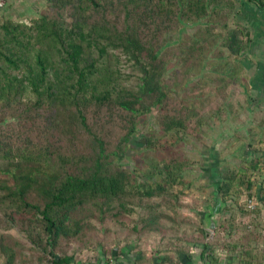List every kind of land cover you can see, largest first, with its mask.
I'll return each mask as SVG.
<instances>
[{
	"label": "trees",
	"instance_id": "trees-1",
	"mask_svg": "<svg viewBox=\"0 0 264 264\" xmlns=\"http://www.w3.org/2000/svg\"><path fill=\"white\" fill-rule=\"evenodd\" d=\"M238 1L48 0L30 21L0 15L3 264L19 263L24 252L35 254V264H71L66 246L88 243L104 223L137 210L135 225L160 230L184 207L172 188L187 182L182 150H171L162 163L164 181L153 171L138 181L137 168L121 162L154 109L164 131L198 132L202 119H188L191 108L177 91L198 85L201 79L185 83L210 52L227 48L238 56L245 48L246 29L231 23ZM203 21L195 35L164 49L183 22ZM213 76L225 98L230 78ZM145 143L159 152L151 134ZM261 163L253 158L223 175L225 202L236 185L251 194L256 181L245 177L261 171Z\"/></svg>",
	"mask_w": 264,
	"mask_h": 264
},
{
	"label": "crops",
	"instance_id": "crops-1",
	"mask_svg": "<svg viewBox=\"0 0 264 264\" xmlns=\"http://www.w3.org/2000/svg\"><path fill=\"white\" fill-rule=\"evenodd\" d=\"M231 23L246 29V46L238 56L227 48H222V55L210 52L209 71L230 78L228 94L224 99L218 96L226 113L218 125L221 133L238 134L240 149L256 151L254 158L262 159L263 169L249 177L256 181V194L249 197L256 208H248V188L240 184L216 215L214 232L200 224L203 218L196 221L203 208H197V215L195 209H179L160 230L103 224L88 243L81 242L71 264H264V0H239Z\"/></svg>",
	"mask_w": 264,
	"mask_h": 264
},
{
	"label": "rangeland",
	"instance_id": "rangeland-1",
	"mask_svg": "<svg viewBox=\"0 0 264 264\" xmlns=\"http://www.w3.org/2000/svg\"><path fill=\"white\" fill-rule=\"evenodd\" d=\"M46 6H48V0H6L4 6H0V15L9 16L16 20L30 21L33 17L39 16L41 10ZM201 25H205V22H183L176 31L168 34L169 39L164 49L181 43L188 35H195ZM208 59L204 61L202 66L196 69L195 73L185 83L187 86L189 83H194L201 79L198 85H192L191 90L180 89L177 91V94L181 95L184 105L191 108L188 119L190 121L192 117L194 119H202L198 132L192 135L180 133L176 137L173 133L164 131L158 120L159 112L157 109H154L140 123L138 134L133 137V141L131 142V152L121 162L131 171L137 168L133 176L138 181L145 180L147 178L145 174L152 171L154 173V180L164 181V178L158 174L162 163L168 157L171 150L175 148L182 150L188 163L184 175L187 182L176 183L172 188L175 192L180 193V199L184 203V207L180 210L188 208L185 212H189V209H195L197 215V208H203L199 210L200 214L197 215L198 220L196 221L203 218L201 212H206L208 205L215 203L214 182L229 171L243 170V165L246 161L253 159L256 154V151L253 150L248 152L240 149L238 134L221 133V127L218 125L223 123L226 116V113H222L223 110L221 111L224 100H220L218 98L219 95L216 93L214 76L209 71L210 64ZM178 64L179 61L174 62L169 71L170 75L173 74ZM224 109H226V105ZM12 119L13 117H6L5 122ZM149 134L152 135L156 146L159 147V152L146 147L145 137ZM253 173L248 172L245 178L253 176ZM249 191L246 194L247 199L256 194L255 188L251 194ZM139 216V211L136 210L135 213L124 218L122 221L111 220L104 224L118 222L122 225L128 223L133 225L134 221L132 220H137ZM192 221L195 222V220ZM192 221L189 220L188 222ZM200 224H204L206 227L205 222H201ZM10 232L22 237L15 229ZM80 245L82 246L80 241L72 242L66 246L64 252L75 257L79 254ZM4 262L5 260L0 257V264ZM17 264H35V254L31 255L24 252Z\"/></svg>",
	"mask_w": 264,
	"mask_h": 264
},
{
	"label": "water",
	"instance_id": "water-1",
	"mask_svg": "<svg viewBox=\"0 0 264 264\" xmlns=\"http://www.w3.org/2000/svg\"><path fill=\"white\" fill-rule=\"evenodd\" d=\"M223 182V177H219L214 182V201L215 203L213 205H208L206 207L207 211L204 212L203 215V221L206 223V227L209 231L214 232L217 224H218V218L216 215L222 211L224 208L226 202L224 201L222 194H221V184Z\"/></svg>",
	"mask_w": 264,
	"mask_h": 264
},
{
	"label": "built area",
	"instance_id": "built-area-1",
	"mask_svg": "<svg viewBox=\"0 0 264 264\" xmlns=\"http://www.w3.org/2000/svg\"><path fill=\"white\" fill-rule=\"evenodd\" d=\"M5 2H6V0H0V6H4V4H5ZM248 208L249 209H255L256 208V201H255V199L254 198H249L248 199ZM111 264H117V263H115V262H112Z\"/></svg>",
	"mask_w": 264,
	"mask_h": 264
}]
</instances>
